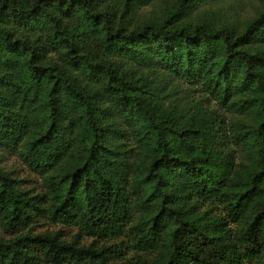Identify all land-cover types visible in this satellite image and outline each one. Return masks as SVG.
I'll use <instances>...</instances> for the list:
<instances>
[{
	"label": "trees",
	"instance_id": "obj_1",
	"mask_svg": "<svg viewBox=\"0 0 264 264\" xmlns=\"http://www.w3.org/2000/svg\"><path fill=\"white\" fill-rule=\"evenodd\" d=\"M0 230V264H264V0H0Z\"/></svg>",
	"mask_w": 264,
	"mask_h": 264
},
{
	"label": "rangeland",
	"instance_id": "obj_2",
	"mask_svg": "<svg viewBox=\"0 0 264 264\" xmlns=\"http://www.w3.org/2000/svg\"><path fill=\"white\" fill-rule=\"evenodd\" d=\"M252 8L248 9V14H250ZM2 154V153H1ZM2 165L12 172H14L17 176L25 180V186L29 189L39 190V179L37 176L32 173L15 155L13 154H4L3 153ZM38 231L42 230H54V231H63L68 236L74 235L77 231L74 228L62 226V225H51L49 223H42L37 227ZM0 234L2 231L0 230ZM45 264V263H42Z\"/></svg>",
	"mask_w": 264,
	"mask_h": 264
}]
</instances>
